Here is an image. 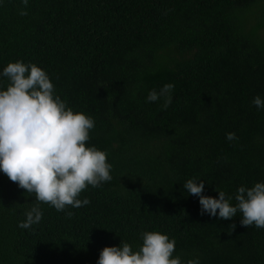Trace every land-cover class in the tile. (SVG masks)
<instances>
[{
	"label": "trees",
	"instance_id": "trees-1",
	"mask_svg": "<svg viewBox=\"0 0 264 264\" xmlns=\"http://www.w3.org/2000/svg\"><path fill=\"white\" fill-rule=\"evenodd\" d=\"M16 61L94 119L87 146L107 153L112 179L88 186L85 206L41 203L24 229L35 196L0 171V264H98L147 231L174 239L182 264H264V228L201 214L183 186L203 180V195L235 206L239 187L264 182V107L252 103L264 101V0H0V89ZM165 84L171 103L148 102Z\"/></svg>",
	"mask_w": 264,
	"mask_h": 264
},
{
	"label": "clouds",
	"instance_id": "clouds-1",
	"mask_svg": "<svg viewBox=\"0 0 264 264\" xmlns=\"http://www.w3.org/2000/svg\"><path fill=\"white\" fill-rule=\"evenodd\" d=\"M26 6L28 0H22ZM21 15H26L21 10ZM2 75L8 78L6 89H0V171L16 183L25 193L34 194L37 204L25 213L26 219L19 227L27 229L38 224L43 216L40 204H49L57 211L66 207L79 208L90 200L79 197L88 186H101L112 179L107 153L87 146L94 119L82 112H74L55 95V86L48 74L36 64L22 61L9 62ZM174 88L165 84L159 93L149 92L148 102L165 97L163 107L171 103L168 93ZM252 103L264 107L256 96ZM228 140L235 139L227 133ZM187 193L198 196L201 214L229 220L242 214L244 227L255 225L264 228V182L238 188L233 206L223 191L218 198L203 195L204 182L192 179L184 183ZM72 215L71 212L68 213ZM232 229L236 227L231 225ZM175 240L157 231L142 233V245L133 250L123 242L119 246L102 249L98 264H182L174 257ZM187 264H198L189 260Z\"/></svg>",
	"mask_w": 264,
	"mask_h": 264
}]
</instances>
